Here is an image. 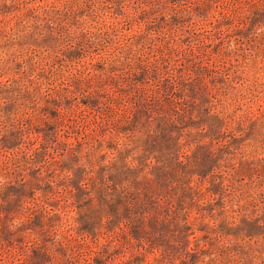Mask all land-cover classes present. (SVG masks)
I'll return each instance as SVG.
<instances>
[{
  "label": "rangeland",
  "instance_id": "rangeland-1",
  "mask_svg": "<svg viewBox=\"0 0 264 264\" xmlns=\"http://www.w3.org/2000/svg\"><path fill=\"white\" fill-rule=\"evenodd\" d=\"M0 264H264V0H0Z\"/></svg>",
  "mask_w": 264,
  "mask_h": 264
}]
</instances>
